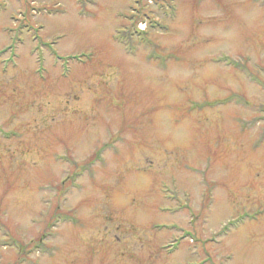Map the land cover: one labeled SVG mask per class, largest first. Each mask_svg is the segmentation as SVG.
Segmentation results:
<instances>
[{
    "label": "rangeland",
    "instance_id": "obj_1",
    "mask_svg": "<svg viewBox=\"0 0 264 264\" xmlns=\"http://www.w3.org/2000/svg\"><path fill=\"white\" fill-rule=\"evenodd\" d=\"M0 264H264V0H0Z\"/></svg>",
    "mask_w": 264,
    "mask_h": 264
},
{
    "label": "trees",
    "instance_id": "obj_2",
    "mask_svg": "<svg viewBox=\"0 0 264 264\" xmlns=\"http://www.w3.org/2000/svg\"><path fill=\"white\" fill-rule=\"evenodd\" d=\"M138 23L139 22L136 23V27L134 28V31L131 33V35L132 36L135 35L137 40L139 39V42L144 43L145 45L148 46L150 35L149 38L147 39L148 37L147 31L141 32L140 30H138Z\"/></svg>",
    "mask_w": 264,
    "mask_h": 264
}]
</instances>
